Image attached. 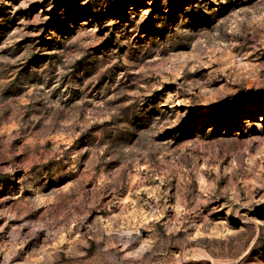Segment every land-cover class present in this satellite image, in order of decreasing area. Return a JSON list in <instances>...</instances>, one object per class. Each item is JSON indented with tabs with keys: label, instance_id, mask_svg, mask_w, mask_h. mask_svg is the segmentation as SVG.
I'll return each mask as SVG.
<instances>
[{
	"label": "rangeland",
	"instance_id": "rangeland-1",
	"mask_svg": "<svg viewBox=\"0 0 264 264\" xmlns=\"http://www.w3.org/2000/svg\"><path fill=\"white\" fill-rule=\"evenodd\" d=\"M0 264H264V0H0Z\"/></svg>",
	"mask_w": 264,
	"mask_h": 264
}]
</instances>
